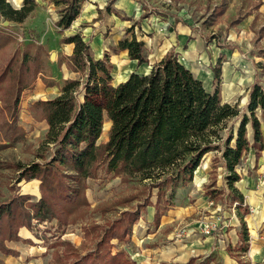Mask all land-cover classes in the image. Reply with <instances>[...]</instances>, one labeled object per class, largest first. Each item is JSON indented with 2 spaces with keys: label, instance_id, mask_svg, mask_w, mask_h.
I'll use <instances>...</instances> for the list:
<instances>
[{
  "label": "rangeland",
  "instance_id": "1",
  "mask_svg": "<svg viewBox=\"0 0 264 264\" xmlns=\"http://www.w3.org/2000/svg\"><path fill=\"white\" fill-rule=\"evenodd\" d=\"M9 1L17 8L22 5V0ZM56 1L37 0V7L22 23L0 18V34L7 38L0 48V204L11 201L16 195L29 196L28 202L41 201L44 196L42 180L21 179L23 170L20 166H30L34 162L44 164L52 158L55 145L48 142L49 125L43 117V108L36 102L56 97L61 93L66 79L79 77L67 67L66 55L72 54L73 47L62 43V38L81 32L90 44L91 53L95 57H103L108 53L113 66L112 74L119 75L120 72L118 69L115 71L116 65L112 60L118 58L121 51L118 49L119 37H123L127 31V27H124L127 23L121 22L132 17H128L121 7H115L119 0H83L78 18L70 28L62 31L56 22L61 17V11L74 0ZM138 1H144V14L148 15L151 11L157 13L160 10L179 16L191 14L194 24L204 32L206 50L210 47L214 52L216 47H228V54L221 53L214 59L213 56L204 59L196 56L191 59L193 62L187 59L184 49L180 48L177 53L179 59L192 68L194 75L203 79L209 91L213 92L219 87L223 102L238 104L241 116L249 113L252 86L255 82L264 85V0ZM219 4H223L226 9L221 16L217 15ZM135 24L132 26L135 33L142 35L140 25L138 27ZM152 28L156 32L155 27ZM151 39L154 40L153 32L144 38L146 54L153 53L152 60H158L164 50L157 44L155 48ZM234 53L235 56L240 54V57L233 59ZM25 55L26 63L22 65ZM218 61L220 78H216L214 72ZM144 66L146 64L142 70ZM227 66L232 74L226 81L224 68ZM122 77L116 76L114 79L118 81ZM247 79L250 81L244 85L242 81ZM117 81H113V84L117 85ZM256 114L262 123L264 136V116L260 108ZM109 122L106 118L97 141L101 148L109 140L112 126ZM236 122L237 118H233L229 120L228 126ZM248 131L252 139L251 124L248 125ZM222 134L226 136L227 130ZM99 152L89 177L75 175L71 178L75 181L67 179L80 188L82 201L74 207L75 210L72 209L70 215L64 218L63 204L54 203L55 215L51 218L39 220L32 217L31 224L19 225L12 237L4 239L5 248L0 247V260L4 264H17L21 259L33 260L31 264H68L75 259L76 254L94 252L97 243L104 240L107 227L122 216L123 211L139 209L141 217L133 227L136 225L138 231L140 222L148 227L147 231L154 232L160 225L156 224L150 213L156 211L158 200L162 208L165 204L169 205L168 209H163L162 216L163 220L168 217L169 224L156 235L159 241L166 240L162 241L164 244L177 237H197L206 233L204 227L209 220L219 222L216 230L229 229L234 227L230 223V215L236 213L239 217V213H243L247 217L250 216L251 207L256 208L255 203L247 201L249 198L246 199L245 194L260 195L259 190H264V172L258 170V164L264 161V150L258 154L255 149H250L236 167L241 180L235 185L244 196L243 203L232 199L226 183L228 171L219 153L206 154L193 180L178 187L171 197L169 187H159L150 179L109 172L103 149ZM68 174L75 173L68 171ZM249 181H257L263 187H246L252 184ZM52 189L54 193L58 192L54 185ZM211 192H215L217 199L209 195ZM29 209L32 213V208ZM247 226L250 232L248 220ZM172 232L174 236H168ZM178 232L183 235L176 236ZM240 236L242 239L241 230ZM136 243V237L131 235L125 240L112 237L107 246L112 253L124 251L129 257H140V247ZM225 243L229 247L233 246L231 233H228ZM71 245L76 248L75 256H65L66 249L71 248ZM139 259L140 264L150 263L142 256Z\"/></svg>",
  "mask_w": 264,
  "mask_h": 264
},
{
  "label": "trees",
  "instance_id": "2",
  "mask_svg": "<svg viewBox=\"0 0 264 264\" xmlns=\"http://www.w3.org/2000/svg\"><path fill=\"white\" fill-rule=\"evenodd\" d=\"M82 1L74 0L61 11L56 22L60 31L70 28L78 18ZM37 5V0H23L22 6L17 8L9 0H0V16L5 21L22 23ZM223 11L220 10L219 14ZM133 29L128 28L127 33ZM6 40L0 34V48ZM61 42L74 44L72 54L66 55L65 62L79 77L66 79L56 97L36 102L43 108V117L49 125L48 142L55 145V150L48 162H34L30 166H20V169L23 170L21 179L42 180L44 196L41 201L28 202L29 196L16 195L11 201L0 204L1 248H5L4 239L12 237L19 225L31 224L32 217L45 220L55 215L54 203L63 204L64 218L68 217L82 198L80 188L67 179L75 175L89 177L101 149L109 172L150 179L159 187H169L171 197L178 187L193 180L206 154L219 153L228 171L226 183L232 199L243 203L244 196L235 185L241 180L236 167L250 149H255L258 154L264 150L262 123L256 114L260 108L264 116L263 84L254 83L250 90L249 113L241 116L238 104L223 102L219 87L209 91L174 50L155 62L148 73L134 71L114 85L113 66L108 53L95 57L81 32L64 36ZM118 49H128L129 57L137 60L138 65L149 61L145 42L134 33L132 37L122 38ZM26 58L25 55L22 65ZM214 72L215 77L220 78V61ZM106 118L112 126L109 140L101 148L97 141ZM233 118H237V122L229 127V120ZM249 124L252 139L249 137ZM224 130H227L226 136L222 134ZM68 171L75 174H68ZM53 185L58 189L57 193L53 192ZM48 187L50 189H45ZM214 193L209 195L217 199ZM159 202L154 215L156 223L160 221L163 209L169 208L167 204L162 208ZM28 207L32 208V213ZM122 214L107 225L106 236L97 243L94 252L76 254L68 264H137L124 251L112 253L107 246L112 237L128 239L134 223L141 217L139 209L123 211ZM239 218L240 248L247 250L250 239L247 221L243 213H239ZM74 251L76 248L71 245L65 256L74 255ZM193 261L194 257L184 264H192ZM0 264L4 262L0 260Z\"/></svg>",
  "mask_w": 264,
  "mask_h": 264
},
{
  "label": "crops",
  "instance_id": "3",
  "mask_svg": "<svg viewBox=\"0 0 264 264\" xmlns=\"http://www.w3.org/2000/svg\"><path fill=\"white\" fill-rule=\"evenodd\" d=\"M17 1L19 2V0ZM143 4L144 1L140 2L138 0L118 1V4L115 7H121L127 12L126 15L128 17H132L121 22L122 24L127 23L124 27H127L128 30V28L132 27L138 21L135 26L139 27L140 25L141 34H144V36H138L139 34L137 32L135 33L133 29L129 33L126 31V34L123 37H119V41L127 36L132 37L133 33L139 40L144 41V38L147 37V34L153 32L154 40L151 39V41H153L152 45H155L156 48L157 44V46H160V48L164 50V53L158 60H152L153 53L150 55L148 54L147 56L149 61L144 63L146 66H144V69L142 70L141 68L144 64L138 65L137 60L131 59L129 57L128 49L121 50L120 54H118V58H116V60H112L116 65L115 71L116 69L120 71V75H115L124 76L118 81L115 79L113 80L117 81V84L125 80L134 71L139 73H148L155 62L160 61L168 52L172 50L177 53L180 48L184 49L185 55L187 59L190 60V62H193V60H191L193 57L197 58L201 56V58L204 59L206 56L207 58L213 56L214 59V57L217 58L221 53L228 54V47H216L214 52L209 49L210 47H208V50L205 49L204 32L197 24H194L191 14H182L179 16L177 14L168 13L166 10H160L157 13L151 11L148 15L144 14L145 8L143 7ZM222 5L223 4H219L218 6V16L223 15L226 11L225 7ZM21 6L22 5H20V7ZM223 9V13L219 14V11ZM248 16H251V14ZM0 18L2 17L0 16ZM132 20L134 21L133 24ZM241 21L242 20H240V22ZM153 26L155 27L156 32L153 30ZM257 32L259 33L260 31ZM67 45L74 47V44ZM233 55V59L240 57V54L235 56L236 53H234ZM208 68L210 69L211 67ZM190 69L192 70V68ZM231 74L232 73L228 69V66L224 68V77L226 78V81L230 79H228V77H231ZM115 75H113L114 78H116ZM199 78L203 81L201 77ZM249 81L250 80L247 79L246 83ZM37 95H40V93ZM109 124H112V122L110 121ZM258 166V170L264 172V161H261ZM249 183L252 184L246 185V187H263V184H259L257 181H249ZM238 187L241 188V186ZM259 192L260 195L254 196L251 194H245L246 199L249 198L247 201H251V203H255L254 205H256V208L254 206L251 207L252 211L250 216H245L250 227L249 247L247 250L240 248V244L242 243L240 236L241 220L236 213L230 215V223L234 224V227L232 228L227 229V227H225L223 230L222 228H218L217 230H213L212 233H202L197 237H194V235L187 238L183 237L182 239L177 237L174 240H170L167 244L162 242L166 240L159 241V239L156 237L158 232H160L163 227L168 226L169 224L168 217L163 220L162 214L160 221L156 223L160 226H158L154 232L147 231L148 227L140 222L139 224L141 227H139L138 231L136 230V225L133 227L132 235L134 238L136 237V244L140 247L138 252L140 257L130 258L137 264H140L141 261L139 258H141V256L144 259L150 260L149 264H184L192 257H194L192 264H264V190H259ZM155 212V210H152L150 215L154 216ZM144 226L145 228L142 229ZM228 233H231L232 235V247H229L225 243ZM181 234L183 235V233L178 232L176 236H180ZM168 236H174L173 232L169 233ZM153 239L154 241L151 243ZM32 261L33 260L27 261V259H21L17 264H31Z\"/></svg>",
  "mask_w": 264,
  "mask_h": 264
},
{
  "label": "built area",
  "instance_id": "4",
  "mask_svg": "<svg viewBox=\"0 0 264 264\" xmlns=\"http://www.w3.org/2000/svg\"><path fill=\"white\" fill-rule=\"evenodd\" d=\"M219 224V222L217 221H207L205 223V227H204V230L206 233H212L213 230L215 229V227Z\"/></svg>",
  "mask_w": 264,
  "mask_h": 264
},
{
  "label": "bare ground",
  "instance_id": "5",
  "mask_svg": "<svg viewBox=\"0 0 264 264\" xmlns=\"http://www.w3.org/2000/svg\"><path fill=\"white\" fill-rule=\"evenodd\" d=\"M119 75H120V72H119ZM242 82H243L244 85L246 84V81H242Z\"/></svg>",
  "mask_w": 264,
  "mask_h": 264
}]
</instances>
